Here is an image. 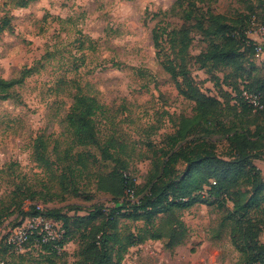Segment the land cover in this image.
I'll return each mask as SVG.
<instances>
[{"label": "rangeland", "instance_id": "1", "mask_svg": "<svg viewBox=\"0 0 264 264\" xmlns=\"http://www.w3.org/2000/svg\"><path fill=\"white\" fill-rule=\"evenodd\" d=\"M174 2L33 0L21 8L17 0H0V23L5 26L0 33V78H24L12 97L0 101V227L19 224L37 204L71 215L84 214L94 204L112 207L115 199L97 190L96 174L122 170L125 165L138 189L146 191L154 184L157 178L149 181L154 161L159 160L161 174L167 158L155 157L152 148L161 147L177 118L191 116L194 107L179 93L153 46L152 29L161 18L178 26L182 23L178 16H163ZM211 6L228 16L250 14L263 8L264 0H216ZM192 36L190 53L197 56L207 43L195 31ZM165 50L169 52L168 45ZM189 68L204 92L224 97L228 89L224 76L233 74L229 67L210 62L202 68L192 59ZM25 70L30 73L24 75ZM249 74L251 80L262 77L264 67ZM228 80L236 81L235 76ZM79 96L102 105L97 133L102 144H114L110 150L119 153V162L105 160L100 149L91 148L96 161L87 173L80 176L67 171L80 193L61 201L53 195L61 193L57 179L37 165L33 152L42 138L57 174L71 164L65 154L72 135L66 118ZM83 149L75 148L73 153ZM17 186L34 190L35 198L27 197L21 207L18 201L13 204L11 192ZM225 213L215 203L180 211L189 230L183 244L170 249L166 239L149 240L131 247L122 264H238L240 254L231 244L229 227L221 225ZM121 222L129 228L141 225L125 218ZM260 239L264 242V233ZM77 249L76 241H70L66 258H55L56 262L76 264ZM33 254L4 260L7 264H48L37 260L36 251Z\"/></svg>", "mask_w": 264, "mask_h": 264}, {"label": "trees", "instance_id": "2", "mask_svg": "<svg viewBox=\"0 0 264 264\" xmlns=\"http://www.w3.org/2000/svg\"><path fill=\"white\" fill-rule=\"evenodd\" d=\"M32 1L17 3L25 8ZM213 1L216 0H175L163 16H178L182 23L178 26L161 18L152 29L153 46L162 67L175 80L179 93L194 103L193 114L178 117L174 131L166 134L162 146L152 148L155 157L167 158L161 174L159 160L154 161L149 179L151 182L157 178L154 184L146 191L138 189L137 180L126 172V165L122 170L97 173V190L112 196L114 206L94 204L84 214L73 215L62 209H49L46 216L60 222L65 231L56 243L61 251L55 243L42 244L37 249L32 238L29 250L16 253L1 241L0 254L4 258L0 261L10 256L24 258L36 251L39 262L58 264L55 258L65 259V247L74 240L78 245L76 264H122L131 247L149 240L166 239L170 249L183 244L189 230L179 212L199 203H215L226 209L221 225L229 227L231 244L240 254L238 264H264V242L260 239L264 233V175L254 163L264 159V75L251 80L249 73L256 71L259 59L254 41L248 37L253 18L264 22V7L250 14L228 16L216 13L211 6ZM4 30L0 23V33ZM194 31L203 35L207 43L205 51L197 56L190 53ZM192 59L202 68L212 62L231 69L233 74L224 76L228 88L224 97L210 95L196 84L189 68ZM29 71L25 70L24 75ZM230 76H235L236 81H229ZM23 79L0 78V101L12 97ZM243 87L260 96L261 109L254 112L241 97ZM101 108L94 98L76 97L66 118L72 135L65 154L71 164L60 174L54 169L55 162L45 141L37 140L40 143L33 152L34 160L57 179L61 193L53 195L61 201L80 193L67 171L80 176L87 173L96 161L91 148L100 149L105 160L119 162V153L110 150L114 144L100 142L96 123L98 116L104 114ZM79 147L84 149L73 153ZM35 193L17 186L11 192V201H18L21 207L27 197L34 199ZM33 213L35 206L27 215ZM122 218L134 224L140 221L141 225L129 228L122 224Z\"/></svg>", "mask_w": 264, "mask_h": 264}, {"label": "built area", "instance_id": "3", "mask_svg": "<svg viewBox=\"0 0 264 264\" xmlns=\"http://www.w3.org/2000/svg\"><path fill=\"white\" fill-rule=\"evenodd\" d=\"M248 37L254 41L256 58H264V22H258L256 18H253ZM241 97L253 108L254 112L262 108L260 96L244 87ZM129 196L133 198L132 191H129ZM47 210L46 206L37 204L35 213L27 215L19 224L8 229L5 226L0 227V242L3 241L10 246L13 252L25 253L30 249V240L34 238L33 246L36 248L42 244L55 243V247L61 251L62 248L56 243L65 231L60 222L46 216ZM0 264H6V262L2 260Z\"/></svg>", "mask_w": 264, "mask_h": 264}, {"label": "crops", "instance_id": "4", "mask_svg": "<svg viewBox=\"0 0 264 264\" xmlns=\"http://www.w3.org/2000/svg\"><path fill=\"white\" fill-rule=\"evenodd\" d=\"M173 1L174 0H172V2ZM253 38H254V36H253ZM256 64L258 67H264V58L259 59V61H257ZM254 163L257 165V167L262 171V173L264 175V159H257L254 161Z\"/></svg>", "mask_w": 264, "mask_h": 264}]
</instances>
